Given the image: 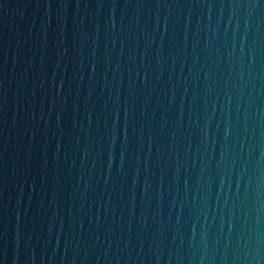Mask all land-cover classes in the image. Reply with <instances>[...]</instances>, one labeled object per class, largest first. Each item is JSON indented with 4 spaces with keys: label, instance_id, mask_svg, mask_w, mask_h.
Returning a JSON list of instances; mask_svg holds the SVG:
<instances>
[{
    "label": "water",
    "instance_id": "1",
    "mask_svg": "<svg viewBox=\"0 0 264 264\" xmlns=\"http://www.w3.org/2000/svg\"><path fill=\"white\" fill-rule=\"evenodd\" d=\"M0 264H264V0H0Z\"/></svg>",
    "mask_w": 264,
    "mask_h": 264
}]
</instances>
